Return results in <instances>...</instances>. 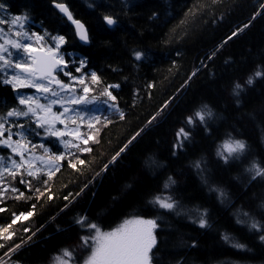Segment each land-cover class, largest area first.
Instances as JSON below:
<instances>
[{"label": "trees", "instance_id": "trees-1", "mask_svg": "<svg viewBox=\"0 0 264 264\" xmlns=\"http://www.w3.org/2000/svg\"><path fill=\"white\" fill-rule=\"evenodd\" d=\"M54 2L65 4L73 17L85 25L88 46L78 44L72 28L54 8ZM0 3L6 5V12L11 15L26 12L36 32L65 36L66 43L60 51L76 61L65 71L79 76L75 67L83 57L87 64L82 72L95 71L104 83L120 84L119 89L112 91L126 114L125 120L111 116L113 123L106 127L96 125L99 131L90 133L100 143L90 141L92 153L78 154L92 162L85 175L79 176L65 162V167L53 178V191L59 198L42 201L43 207L38 205L32 217L13 225L12 240H0L5 245L0 248L4 264H53V257L64 248L75 249V255L82 259L84 254L77 247L82 234L75 224L78 215H86L104 231H111L135 216L147 219L159 215L153 264H264L260 233L236 222L238 216L243 219L240 214L246 211L264 224V212L258 208L264 201V180L250 181L244 171L252 159L264 164V80L257 79L246 88L238 98L239 104L232 95L235 83L243 82L257 66H264V0H0ZM153 13L155 18L150 19ZM102 14L114 15L118 25L109 29ZM233 32L236 36L224 43ZM133 48L149 53V59L138 67H133L131 61ZM213 52L215 56L208 60ZM202 61L206 66L201 65ZM196 69H199L196 76L188 80ZM59 79L67 82L61 74ZM149 84L153 87L149 88ZM134 91L138 93L135 101ZM14 96L10 86L0 84V108L4 101L10 106ZM166 101L170 103L161 116L89 184L74 204L61 212L66 203L63 195L68 191L79 192L86 178L91 179L108 163ZM204 105L213 113V118L207 121V131L199 124L194 128L188 126L186 117ZM182 127L190 137L173 156L176 133ZM81 132L89 130L83 126ZM229 135L247 143L249 151L242 158L243 163L225 165L217 158L218 146ZM32 139L41 142L39 137ZM44 142L63 151L58 143ZM0 154L7 155V151ZM150 158L157 162V167L146 166ZM196 161H201L208 185L194 167ZM169 176L175 183L165 190ZM209 185L223 190L224 199H218ZM16 186L24 190L23 185ZM157 194H171L179 201L182 214H158L148 204ZM34 202L7 199L0 205L9 209L0 213V225L10 222L12 212L31 210ZM196 209H207L209 227L201 229L193 223L198 215ZM25 227L28 232L23 231ZM224 235L231 241L226 242ZM15 244H20V248L5 256ZM233 244H242L244 248Z\"/></svg>", "mask_w": 264, "mask_h": 264}, {"label": "snow or ice", "instance_id": "snow-or-ice-1", "mask_svg": "<svg viewBox=\"0 0 264 264\" xmlns=\"http://www.w3.org/2000/svg\"><path fill=\"white\" fill-rule=\"evenodd\" d=\"M92 5H89L91 7ZM54 7L75 26V35L80 41L87 44L89 37L85 26L77 19H74L68 7L63 3H55ZM127 7V3H123ZM264 7V5H262ZM0 10L6 11V5L0 3ZM155 18V13L150 19ZM29 17L27 13L12 15L10 19L0 17V84L10 85L15 93L13 103L9 106L6 101L0 108V152L6 150L7 155L0 154V205L5 204L7 199L15 201L36 202L31 204V210L12 212L10 222L0 225V240L10 241L15 235L11 232L13 225L18 221L27 220L32 217L38 207H43V202L58 199L59 196L53 191L55 186L53 178L65 167L85 175V169L91 168V161L80 158L78 154L92 153L93 149L89 142L99 144L100 141L91 132H98L96 125L106 127L113 123L110 119L113 115H118L120 120H125V112L117 104V96L113 94V89H119L118 83H104L97 72H82L86 68V58L79 59V65L75 67V72L79 76L73 75L64 55L60 53L61 45L66 43L63 35H51L45 31L42 35L35 31L25 30ZM103 23L113 29L118 25L117 18L112 14H102ZM247 27V25H245ZM236 36L233 32L224 41L227 43ZM219 49H217L218 51ZM215 52L207 57L211 60ZM130 57L133 67H138L139 63L149 59V53L133 48L130 50ZM76 63L75 60L72 61ZM204 65L203 61L201 62ZM113 71L118 69L113 68ZM199 69L194 70L188 77L191 80L196 76ZM69 78V82H64L58 78V73ZM126 79V78H125ZM257 79L264 80V66H257L256 69L243 81L233 85L232 95L239 97L246 88L251 87ZM188 81H185L187 84ZM153 87L152 84L148 85ZM181 87H184L182 85ZM19 89H34V94L28 95L19 92ZM138 95L134 91L133 97ZM170 101H166L162 107L152 115L144 128L137 131L117 152L111 157L108 163L104 164L99 171H96L91 179L86 178V183L82 185L79 192L68 191L63 195L66 202L61 212L68 209L75 203L76 198L88 188L89 184L102 172L108 169L109 164L115 162L117 157L135 141L142 132L156 121L158 117L168 108ZM135 106V103L133 104ZM54 108L56 110H54ZM213 118L212 111L204 105L186 117V123L190 127L197 124L204 126L207 131V121ZM62 125L63 127H57ZM71 125V126H70ZM86 126L89 132L82 133L81 128ZM39 137L41 142L36 143L32 137ZM190 133L185 128H180L176 133L177 142L173 144L172 155H176V150L184 148V141L188 140ZM58 143L63 151L53 149L49 144ZM74 150V151H73ZM249 151L247 143L242 139H235L229 135L217 148V158L225 165L241 161ZM146 166L157 167V162L149 159ZM194 167L201 174V179L208 185V179L204 175L205 169L201 161H196ZM244 171L248 174L250 181L258 178L264 180V164L256 159H252ZM52 182V183H50ZM175 181L171 176L164 184L167 190ZM24 186L21 190L16 185ZM67 187V185H65ZM126 187H131L130 185ZM209 190L217 193L218 199L223 200L225 193L223 190L209 185ZM115 199V198H114ZM158 214L175 213L182 214V209L171 194H157L148 201ZM258 208L264 212V201ZM9 211L6 206H0V213ZM197 212V218L193 223L204 229L209 227L207 220V209ZM237 218V224L246 226L249 231L260 233L259 239L264 243V224L257 220L249 212H242ZM54 219V217H53ZM154 218H143L139 216L125 219L123 223L113 228L111 231H104L102 226L90 220L86 215H78L75 224L79 226L82 234L79 236L77 247L83 252V258L75 255V249L64 248L53 257V264H153V249L157 245L155 230L158 227ZM28 232V228H23ZM30 238V237H29ZM226 242L231 238L223 236ZM5 245L0 243V248ZM20 244H15L8 248L5 256L15 252L20 248ZM195 247V244L192 245ZM233 247L242 249L244 245L233 244ZM0 264H4L0 259Z\"/></svg>", "mask_w": 264, "mask_h": 264}, {"label": "rangeland", "instance_id": "rangeland-1", "mask_svg": "<svg viewBox=\"0 0 264 264\" xmlns=\"http://www.w3.org/2000/svg\"><path fill=\"white\" fill-rule=\"evenodd\" d=\"M0 17H2V18H4V19H10L11 15L5 13V11L2 10V12L0 13ZM26 25H27V23H26ZM0 27H5V28H6L7 25H0ZM34 92H35V90H33L32 92H30L29 95L34 94ZM54 110H56V109L54 108ZM70 126H71V125H70ZM57 127H63V126H62V125H57Z\"/></svg>", "mask_w": 264, "mask_h": 264}, {"label": "water", "instance_id": "water-1", "mask_svg": "<svg viewBox=\"0 0 264 264\" xmlns=\"http://www.w3.org/2000/svg\"><path fill=\"white\" fill-rule=\"evenodd\" d=\"M58 10V9H57ZM58 12H59V10H58ZM60 13V12H59ZM62 16H63V14L62 13H60ZM66 18V17H65ZM75 27V26H74ZM82 42V41H81ZM83 44H85L84 42H82ZM86 45V44H85Z\"/></svg>", "mask_w": 264, "mask_h": 264}]
</instances>
